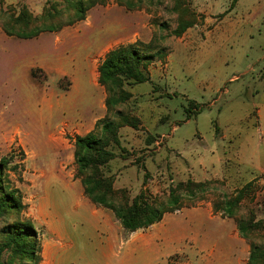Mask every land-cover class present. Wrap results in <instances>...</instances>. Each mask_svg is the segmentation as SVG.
Segmentation results:
<instances>
[{
	"label": "rangeland",
	"instance_id": "374dc122",
	"mask_svg": "<svg viewBox=\"0 0 264 264\" xmlns=\"http://www.w3.org/2000/svg\"><path fill=\"white\" fill-rule=\"evenodd\" d=\"M205 1L216 8L202 0H83L84 19L68 24L71 0H0L2 184L18 190L23 205L0 215V246L10 223L27 221L37 232V264H247L252 245L264 249V107L253 100L264 80V38L254 30L264 24H246L250 0ZM44 23L64 25L29 40L8 33ZM187 30L198 41L181 50ZM127 45L150 57V80L124 83L130 99L107 109L97 67L109 50ZM188 101L202 109L186 121ZM118 111L140 124L118 129L119 144L109 146L115 158L103 167L118 202L144 191L158 206L187 180L201 186L195 199L183 197L179 210L133 233L115 230L112 212L90 205L125 244L116 262L104 257L107 230L92 227L82 206L90 201L73 141L98 133L99 120L120 121ZM240 190L234 216L225 217L223 201ZM240 221L250 225L246 238L238 235ZM0 264L21 262L3 250Z\"/></svg>",
	"mask_w": 264,
	"mask_h": 264
},
{
	"label": "trees",
	"instance_id": "16d2710c",
	"mask_svg": "<svg viewBox=\"0 0 264 264\" xmlns=\"http://www.w3.org/2000/svg\"><path fill=\"white\" fill-rule=\"evenodd\" d=\"M70 4L73 7V15L68 24L83 20L86 12L83 0H75L73 3L71 0ZM63 25L44 23L28 31L27 28H23L8 33L17 38L29 40L43 32H54ZM188 26H190L188 23L183 25L182 31ZM149 60L150 57L142 55L134 45L119 46L104 55L97 67V82L106 90L107 97L104 105L107 109H112L130 99L131 94L123 90L124 83L130 82L137 85L149 82V76L145 73L147 64L145 61ZM201 109L200 104L188 101L185 120L200 113ZM117 115L120 118L118 122L110 119L97 121L98 133L89 132L83 136H75L73 141L74 161L84 197L94 206L111 211L124 232L133 233L159 223L165 213L179 210L183 197L195 199L196 189L201 186V183L187 180L185 184L181 183L177 187L171 188L167 201L158 206L148 200L144 191L131 200L122 196L118 202L115 197L117 191L114 188L113 177L106 176L103 167L115 158V154L109 149V146L119 144L118 129L123 126L136 129L140 124L138 119L123 115L119 111ZM6 167L7 161L2 159L0 161V215L20 213L23 208L19 191L16 189L6 191L2 184ZM143 170L145 172V169ZM146 176L145 173L144 179ZM183 187H187V189H183ZM242 193L240 190L235 198H226L223 201L221 210L225 217L232 218L234 216L233 209L239 203ZM249 227L250 225L244 224L242 221L238 222V235L241 238H246ZM5 232V241L0 246V253L3 250H9L12 257L19 259L21 264H37L39 262L37 232L30 222L10 223ZM247 264H264V249L261 246L252 245L250 247Z\"/></svg>",
	"mask_w": 264,
	"mask_h": 264
},
{
	"label": "crops",
	"instance_id": "0c3cea01",
	"mask_svg": "<svg viewBox=\"0 0 264 264\" xmlns=\"http://www.w3.org/2000/svg\"><path fill=\"white\" fill-rule=\"evenodd\" d=\"M204 3L206 2L207 3V8L208 7H212V8H216V6L214 5V3H209L208 1H205V0H202ZM241 0H237L235 5H237ZM205 3V4H206ZM249 6H250V10L249 12L251 13V16L249 17V21L246 23L248 25H250V22L254 23L256 26L259 25H262L264 24V22L262 23L260 21L259 18H261L262 21H264V0H250L249 2ZM233 9V8H231ZM229 10L228 11V16H230L229 14L231 13L232 10ZM228 20H229V25L230 27L232 26H235L234 22H232V19L230 17H228ZM257 22V23H256ZM221 24V23H220ZM262 30L264 31V29H258L256 28L254 30V32L257 33V35L259 37L263 36L264 38V32H262ZM217 31V29H215V32ZM219 32V30H218ZM250 32V37L253 39L254 35L253 34L254 32H251V30H249ZM196 41H198V36H195L194 33H191L189 30H187L186 34H184L182 36V38L180 39V49L181 50H188L190 48L193 49V46L191 44H194ZM152 80V78H151ZM230 82L234 81L235 79L234 78H231L229 79ZM147 83V82H146ZM154 83V82H153ZM144 84V83H143ZM157 84V83H155ZM155 84H153L155 86ZM137 85H140V84H137ZM136 85V86H137ZM151 85V84H150ZM153 85H151V88L153 87ZM260 85H262V89L254 96V105H263L264 107V80H261L260 81ZM135 86V87H136ZM157 87V86H155ZM155 87L152 89V91H154ZM152 91L150 90H145V92H148L152 95ZM135 93H139V92H135ZM154 94V93H153ZM257 103V104H256ZM213 104V102H212ZM212 104H209L210 106ZM264 111V109H263ZM257 116H258V120H260L261 116H262V109L260 108H257ZM264 113V112H263ZM142 119L144 120V118L142 117ZM188 121V120H186ZM234 133L235 134H240V132L238 130H236L234 128ZM223 139V137H222ZM121 162H124V161H121ZM123 164V163H122ZM90 205H93L92 203H88L87 201H84L82 206L86 209L87 208V211H88V208L90 209ZM87 213V212H86ZM102 214L100 212L99 209H93L91 211H88V215H87V220L89 221V224L93 227L94 226V223H95V228L98 227V228H102V230L105 232L106 230V234H105V240L104 242L102 243L103 247V252H104V257L107 258L108 260H111V261H116V262H119V257H120V247H123L125 244H123V242H118L117 241V237H116V234L117 232L114 231L112 232L110 230V228L108 227V225L110 226L111 224V219H108V221H103L102 220ZM117 224H119V222L116 220ZM115 228V227H114ZM115 230H119V231H122V233L124 232V230L122 229V227L120 226L119 224V227H116ZM237 252L235 254V257L237 258L238 257V247L235 246Z\"/></svg>",
	"mask_w": 264,
	"mask_h": 264
}]
</instances>
